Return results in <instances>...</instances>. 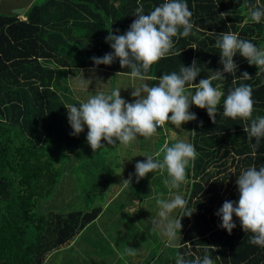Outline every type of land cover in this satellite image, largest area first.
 <instances>
[{
    "label": "trees",
    "instance_id": "obj_1",
    "mask_svg": "<svg viewBox=\"0 0 264 264\" xmlns=\"http://www.w3.org/2000/svg\"><path fill=\"white\" fill-rule=\"evenodd\" d=\"M32 2L27 0L21 13H14V9L9 14L0 12V264H48L102 215V207L91 198L94 193L81 187L77 190L81 191L77 196L81 200L79 210L38 212L42 200L65 190L64 179L72 193H77L74 186L83 185L80 170L100 158L93 155L85 164L83 159L90 156L88 148L82 149L80 134L72 135L64 106L80 103L71 96L73 75L78 72L96 71L112 81L114 75L128 76L125 73L130 69H122L118 59L110 65H94L92 57L113 51L105 41L109 30L117 34L118 29L123 34L138 7L148 14L163 0ZM186 2L192 12L191 33L174 37L172 52L152 65L146 76L179 73L182 65L190 66L193 60L201 68L195 82L210 76L208 70H222L213 33L235 32L264 49V17L256 23L249 16L250 9L264 8V0ZM233 60L236 76L225 74L227 78L213 81V86L221 85L226 95L229 89L250 85L252 118L264 116V68L249 65L238 53ZM243 72L251 78L240 77ZM81 93L89 91L82 89ZM198 109L189 136L199 155L189 165L186 180L179 189L160 182L154 194L144 193L141 201L157 206V198L170 199L175 194L189 200L192 214L181 218L176 256L180 253L186 259L203 258L207 251L214 264H264V247L249 242L251 233L243 232L239 220L233 217L236 227L228 234L215 215L226 200H238L235 182L240 172L264 166V138L254 148L255 138L249 140L243 130L250 120L224 117L223 97L216 123L209 119L206 109ZM74 161L78 162L73 166ZM156 178L158 182L159 171ZM98 189L102 191L103 187ZM181 214L179 209L173 213L174 218ZM163 254L152 261L170 264Z\"/></svg>",
    "mask_w": 264,
    "mask_h": 264
},
{
    "label": "clouds",
    "instance_id": "obj_2",
    "mask_svg": "<svg viewBox=\"0 0 264 264\" xmlns=\"http://www.w3.org/2000/svg\"><path fill=\"white\" fill-rule=\"evenodd\" d=\"M221 15H225L222 13ZM135 19L123 34H109L105 41L113 50L103 57H92L94 65H110L119 61L120 67L130 69L125 73L133 80L155 79V84L142 83L131 92L132 102L126 101L120 94V89H113L109 93L98 92L89 96L79 104L64 106L67 110L68 123L72 135H78L87 127V144L93 153L105 148L101 141L108 145L127 146L138 136L152 137L157 130L170 123L177 128L182 124L197 119L196 114L189 111L191 106L206 109L209 119L216 123L218 106L223 97L222 115L236 120H250V124L243 130L249 140L255 138L254 148L264 138V116L252 118L254 100L252 88L248 84L229 89L227 94L221 91V85L213 86V81H222L225 74L236 76L237 64L233 57L238 53L247 60L249 65L264 68V49L258 48L251 41L241 39L235 32L213 33L216 36L215 46L220 50L219 63L222 70H208L212 74L195 82L201 73L198 62L193 60L190 66H181L179 73L171 72L159 77H148L150 67L160 59L169 55L174 49V37H187L193 28L192 12L186 0H163L148 14L143 8L135 11ZM250 19L259 23L264 17V8H253L249 12ZM177 52V57L180 55ZM245 80L251 78L247 72L241 73ZM191 89H195L194 94ZM78 105V107L76 106ZM171 114V115H169ZM195 134V131H192ZM195 146L186 140L177 139L175 142L165 143L154 155L145 154L143 161L135 164L134 175L137 182L146 174L154 171H166L169 179L165 184L170 189H179L186 180V172L190 164L198 157ZM162 156V159L160 158ZM132 175L123 179L124 187H130ZM239 193L237 201L226 200L215 213L220 217L219 225L228 234L236 227L233 222L235 216L243 232H250L249 242L264 247V166L257 169L248 167L236 177ZM159 208L158 218L152 220L153 231H159L169 244H172L182 229L181 218L190 216L189 200L180 194L170 199H156ZM182 214L171 218L175 210ZM137 249L128 247L127 255L134 256ZM175 264H214L210 254L203 258L186 259L178 253Z\"/></svg>",
    "mask_w": 264,
    "mask_h": 264
},
{
    "label": "rangeland",
    "instance_id": "obj_3",
    "mask_svg": "<svg viewBox=\"0 0 264 264\" xmlns=\"http://www.w3.org/2000/svg\"><path fill=\"white\" fill-rule=\"evenodd\" d=\"M39 1L33 0L32 3H38ZM91 73L80 75L78 72L73 75L75 76L73 81L78 88L76 90L75 85L73 86L72 100L81 102L98 92L109 93L113 89H120L121 96L129 102L134 99L131 92L141 86L139 83L141 80H131L129 76L125 78L114 75V82H112L111 77L102 78V76H95ZM68 81L72 82L71 79ZM94 82L95 85L92 86L90 83ZM63 85H66V82ZM82 89L88 90L90 94L81 93ZM191 91L193 92V90ZM61 93L64 94V91ZM76 106L78 107V105ZM189 111L191 112V107ZM191 128V121L182 124L181 128L166 123L164 129H169L166 133L163 130L158 133V129L152 137L146 139L138 136L136 140L127 146L119 145L118 142L117 145H108L102 140L101 143L104 144L105 148L98 149L93 153L86 141L88 129L85 126L84 131L80 133L82 149L87 147L90 156L83 160L87 165L93 155H99L100 158L87 165V169L82 168L80 170L79 176L83 185H78L77 188L74 186V189L77 191L81 187L93 192L94 195L91 198H95L96 205L102 207V215L93 224L84 228L76 237L74 243L58 251L48 261V264H156L155 261H152V258L154 256L156 258L162 251L165 259L170 264H175L176 250L174 248L179 243L178 235L177 239L169 244L159 231H153L152 220L158 218L159 208L152 202L141 201L144 193L153 195L160 182L165 183V180L169 179L167 172L159 171L158 182L155 175L156 171L146 174L138 182L136 177L133 180L131 179L130 187H124L121 181L127 179L130 174H133L132 178L135 176V164L138 161H143V155L155 154L160 149L157 146V139L160 140L159 144L162 146L165 143L170 145L178 139L175 134L179 133L181 140L191 143L189 137ZM148 143L151 144L154 150L151 149ZM160 158L162 159V156ZM77 162L74 161L73 166ZM125 173L126 176H124ZM62 185L66 186L64 191H61V193L57 191L48 199H44L39 203V213L49 211L66 212L69 209H80L81 200H78L77 196L81 191L72 193L70 183L66 179L63 180ZM100 185L103 187L102 191L98 189ZM136 185L139 188H135ZM119 187H122V193L120 194L117 193ZM139 204H141L140 207ZM173 213L170 214L171 218H174ZM143 234L144 241L142 239ZM128 247L137 249V254L134 256L127 255L126 249Z\"/></svg>",
    "mask_w": 264,
    "mask_h": 264
},
{
    "label": "crops",
    "instance_id": "obj_4",
    "mask_svg": "<svg viewBox=\"0 0 264 264\" xmlns=\"http://www.w3.org/2000/svg\"><path fill=\"white\" fill-rule=\"evenodd\" d=\"M91 72H92V71H88V72H87V71H84V70H83V71L79 72V74H80V75H81V74H84V75H85V74H87V73H91ZM91 74H93V75H95V76H102V78H106V77L108 78V76H106L105 74H101V73L96 72V71H93V73H91ZM119 76H120V75H119ZM109 77H110V76H109ZM127 77H128V76H127ZM125 78H126V77H125ZM129 78H130V77H129ZM130 79L133 80L132 78H130ZM112 82H114V80H113ZM156 82H157V81H156L155 79H154V80H153V79H146L145 81H140L139 83H140V84H142V83H148L149 85H152V84H155ZM88 83H89V82H88ZM90 84H91L92 86H94V85H95V82H94V83H90ZM121 84H122V83H121ZM191 90H192V89H191ZM93 93H94V92H93ZM130 99H132V98H130ZM125 100H126V99H125ZM129 102H132V100H130ZM196 108H197V107H195L194 105L191 106V112L194 113L195 110H196ZM198 110H199V109H198ZM191 123H192V121H191ZM172 126H173V125H172ZM161 130H163V132L166 133L169 129H168V130H165V129H164V126H162V127L159 128L158 133H159V131L161 132ZM191 130H192V128H191ZM191 130L189 131V135H191ZM176 131H177V130H176ZM177 132H179V131H177ZM175 135H176V138L180 139V135H179V133H176ZM177 135H178V137H177ZM189 137H190V136H189ZM157 141H158L157 146H159V148H161L162 145L159 144V141H160V140L157 139ZM153 143H154V142H153ZM148 145H150L151 149L154 150L150 143H148ZM163 145H164V144H163ZM152 152H153V151H152ZM153 155H154V154H153ZM144 159H145V158L143 157V160H144ZM132 170H133V169H132ZM134 171H135V168H134ZM155 175H156V174H155ZM124 176H126V173L124 174ZM154 177H155V176H154ZM133 179H135V176L132 178V180H133ZM117 193H119V194L122 193V187H119V188H118ZM115 194H116V193H115ZM115 194H114V195H115Z\"/></svg>",
    "mask_w": 264,
    "mask_h": 264
},
{
    "label": "water",
    "instance_id": "obj_5",
    "mask_svg": "<svg viewBox=\"0 0 264 264\" xmlns=\"http://www.w3.org/2000/svg\"><path fill=\"white\" fill-rule=\"evenodd\" d=\"M26 4L27 0H0V12L4 14L14 11V13H21Z\"/></svg>",
    "mask_w": 264,
    "mask_h": 264
}]
</instances>
